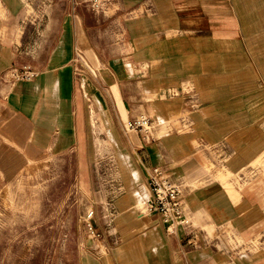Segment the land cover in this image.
I'll use <instances>...</instances> for the list:
<instances>
[{"label":"crops","instance_id":"crops-1","mask_svg":"<svg viewBox=\"0 0 264 264\" xmlns=\"http://www.w3.org/2000/svg\"><path fill=\"white\" fill-rule=\"evenodd\" d=\"M90 2L51 0V15L41 23L42 33L37 29L19 45L9 30L25 2L0 0V166L17 160L20 154L31 160L49 153L81 157L87 151L89 122L98 119L96 73L112 71L116 83L136 89L128 97L122 92L119 104L124 119L147 116L158 121V127L155 141L139 138L135 146L130 145L139 159L134 166L124 165L128 179L118 184L123 183L125 193L108 201L109 216L100 210L101 202L93 204L96 216L91 223L103 233L101 250L107 254L99 262L264 263L249 254L219 250L225 247L219 235L229 222L234 233L248 242L259 218L256 196L243 195V185L238 188L233 183L232 192L219 182L196 189L186 183L197 184L202 178V151L216 153L226 169L239 174L252 167L264 150V0L240 1L239 34L249 43L247 48L235 47L228 53L220 47L213 53L203 49L202 59L194 64L192 49L179 51L163 47L162 42H146L147 36L160 39L166 34L162 27L141 26L139 35L144 38H139L138 48L110 53L112 58L102 60V68L97 62L110 49L105 39L97 37ZM121 3L125 11L147 9L139 18L140 25L179 23L175 16H150L157 8L176 6L172 0ZM24 67L32 69L36 77L1 81L13 69ZM186 109L191 111L189 120L180 115ZM155 167L167 169L184 192L190 225L177 236L168 234L159 214L141 213L151 197L148 181ZM212 222L217 226L215 238L209 233Z\"/></svg>","mask_w":264,"mask_h":264},{"label":"rangeland","instance_id":"rangeland-1","mask_svg":"<svg viewBox=\"0 0 264 264\" xmlns=\"http://www.w3.org/2000/svg\"><path fill=\"white\" fill-rule=\"evenodd\" d=\"M50 1L24 0L21 13L9 30L19 45L23 44V39L36 34L37 29L42 33L41 23L51 15ZM172 1L176 6L157 8L150 16H175L178 24L140 25L139 18L147 9L125 11L121 0H92L89 14L97 21V37L105 39L110 49L106 57H100L97 67L102 68V60L112 58L110 53L116 55L127 53L129 47L130 50L138 48L139 38H144L139 35L141 26L147 29L162 27L166 34L160 39L147 36L146 42H162L163 47L167 45L179 51L192 49L196 53L190 56L194 64L202 59L203 49L213 53V49L220 47L228 53L235 47H249L239 34L241 0ZM96 74L98 119L94 127L89 122L87 151L81 157L77 153H49L31 160L11 151V155L18 156L17 160L8 161L11 166H0V264H101L99 260L107 255L101 250L103 233L97 232L101 237H94L89 231L92 219H88V214L93 211L95 218L93 204L101 202L100 210L109 216L108 201L125 193L123 183L118 182H126L125 177L128 179L126 162L134 166L139 159L130 145L135 146L139 138L148 140L127 128L128 120L120 110L122 92L128 97L136 89L116 83L112 71L102 69ZM1 81L17 80L11 71ZM190 114L186 109L180 115L189 120ZM153 121L156 132L158 121ZM201 153L205 159L204 173L196 180L197 184L186 182L191 189L219 182L226 190L234 188L233 183L238 188L243 185V195L252 193L257 199L259 218L247 237L248 242L234 233L229 222L219 235L225 245L219 250L241 252L264 261V150L254 159L252 167L239 174L226 169L216 153L210 150ZM187 219L190 221L189 216ZM211 226L210 238H215L216 223L212 222ZM95 245L98 248H94Z\"/></svg>","mask_w":264,"mask_h":264},{"label":"built area","instance_id":"built-area-1","mask_svg":"<svg viewBox=\"0 0 264 264\" xmlns=\"http://www.w3.org/2000/svg\"><path fill=\"white\" fill-rule=\"evenodd\" d=\"M96 1V0H95ZM16 80L30 81L36 77V73L29 67L13 69ZM127 128L135 130L148 141H155L156 122L147 116L127 122ZM150 199L143 206L141 213H157L162 217L169 235L177 236L180 229L188 227L190 221L185 211V197L181 186L175 182L169 171L163 167H155L149 177ZM94 218V212L88 214V219ZM89 231L94 237H101L93 224L89 222Z\"/></svg>","mask_w":264,"mask_h":264},{"label":"bare ground","instance_id":"bare-ground-1","mask_svg":"<svg viewBox=\"0 0 264 264\" xmlns=\"http://www.w3.org/2000/svg\"><path fill=\"white\" fill-rule=\"evenodd\" d=\"M92 122H93V124L95 125V122H96V121H95L94 117H93V119H92ZM226 189H227V191L232 192V188L227 187Z\"/></svg>","mask_w":264,"mask_h":264}]
</instances>
